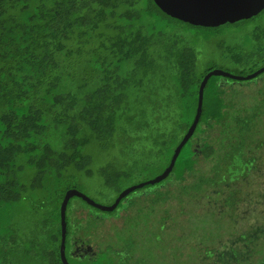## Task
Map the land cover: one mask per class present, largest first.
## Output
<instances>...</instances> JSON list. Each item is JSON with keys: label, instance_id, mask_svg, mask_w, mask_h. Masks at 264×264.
I'll return each mask as SVG.
<instances>
[{"label": "trees", "instance_id": "16d2710c", "mask_svg": "<svg viewBox=\"0 0 264 264\" xmlns=\"http://www.w3.org/2000/svg\"><path fill=\"white\" fill-rule=\"evenodd\" d=\"M189 28L214 27L170 17L154 0H0V264H63L60 206L67 190L112 203L131 178L169 164L210 71L197 73ZM220 77L208 80L201 117L172 171L151 184L157 186L150 192L153 204L163 205L166 214L169 201L187 199L191 170L203 158L213 161L214 170L201 178L225 174L246 201L264 192V150H253L264 148V86L246 95L239 85L222 86L215 79ZM127 197L101 211L111 216L128 210L122 206ZM71 199L65 242L70 264L142 262L109 251L73 255ZM230 211L243 216L232 205ZM251 215L259 221L212 246L210 263L250 264L244 257L249 246L254 260L264 257L257 245L264 211ZM87 227L83 233L92 242ZM125 239L126 246L135 243Z\"/></svg>", "mask_w": 264, "mask_h": 264}, {"label": "rangeland", "instance_id": "374dc122", "mask_svg": "<svg viewBox=\"0 0 264 264\" xmlns=\"http://www.w3.org/2000/svg\"><path fill=\"white\" fill-rule=\"evenodd\" d=\"M194 31L195 33L191 31L193 35H190L189 39L196 52L198 75H202L207 70L221 69L236 76H245L264 65V12H260L254 19ZM257 78H264V74ZM215 79L222 86L226 83L232 87L239 85L246 95L250 93L253 95L252 91L264 86V80L258 79L255 83L256 78L246 81L229 77ZM246 101L247 99L243 98V103ZM218 133V129L214 130L212 137ZM256 137L259 138V134ZM195 141V145L199 148L201 141L198 138ZM221 142L225 145V139ZM249 143L247 140L246 144ZM253 150L256 153L264 148L256 147ZM199 161H201L200 166L195 165L191 170L195 173V179L188 186L187 199L183 200L181 197V202L169 201L172 205L169 214L163 210V205L153 204V194L150 192L157 187L155 185L130 193L122 203V206L130 208L120 209L117 214L111 216L91 207L78 197H73L71 253L80 257L93 256L103 251L122 253L126 258L132 256L129 258L132 263L134 258H141L140 264H212L207 260L214 251L212 246L220 247L221 241L228 240L233 233L244 229L250 221H259L251 214L264 211V192L261 191L257 196L250 194L252 200L246 201L232 189L233 183H229L228 180L225 182V174L201 178L202 174L211 167L214 170V163L211 159L205 162V158ZM160 169L159 166L146 169L127 181V186L152 179L161 172ZM171 184L172 182L166 183L167 186H173L175 189L179 186ZM192 184L195 188L190 187ZM245 188L239 187L237 191H245ZM256 189L257 186L252 184L249 192L254 193ZM193 191L195 194L190 196ZM107 201L98 202L109 204ZM231 205L243 212V216L240 213L241 217L232 216ZM164 216L167 217V221H164ZM234 221H238V226L232 225ZM84 226H88L92 242L86 240L83 233ZM117 234L118 237H115ZM128 237L135 242L131 247L126 246L125 238ZM238 243L242 244L240 240ZM257 245L264 247L263 232L258 238ZM123 247L126 250H122ZM250 247L252 246L246 247L245 259L251 261L250 264H262L263 255L259 260H254L253 258L258 256L252 257L254 251ZM260 251L264 253V248H260ZM237 264L243 263L240 261Z\"/></svg>", "mask_w": 264, "mask_h": 264}, {"label": "water", "instance_id": "95a60500", "mask_svg": "<svg viewBox=\"0 0 264 264\" xmlns=\"http://www.w3.org/2000/svg\"><path fill=\"white\" fill-rule=\"evenodd\" d=\"M156 5L161 11L170 17L180 19L184 22H188L193 25L217 27L226 25L229 23H238L254 15H257L264 8V0H154ZM264 71V66L254 70L250 74L245 76H236L225 70L212 69L208 71L202 78L199 90H198V103L194 118L184 133L182 139L176 146L169 164L152 179L140 181L122 189L117 195L116 199L109 204H103L91 198L84 192L71 188L66 191L65 196L60 206V223H61V244L60 255L63 264H70L65 254V242H66V212L70 199L74 196L81 198L82 200L90 203L93 207L103 210L112 211L118 204L127 197L134 190L160 182L168 176L172 171L177 155L181 148L188 141V139L194 133L199 119L202 114L203 94L205 86L208 80L212 76H225L231 77L236 80H248L256 77ZM264 264V262L262 263Z\"/></svg>", "mask_w": 264, "mask_h": 264}]
</instances>
